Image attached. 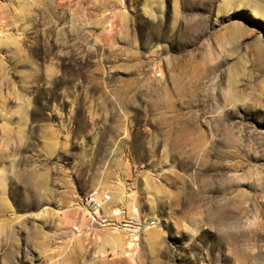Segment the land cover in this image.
<instances>
[{
  "label": "rangeland",
  "instance_id": "374dc122",
  "mask_svg": "<svg viewBox=\"0 0 264 264\" xmlns=\"http://www.w3.org/2000/svg\"><path fill=\"white\" fill-rule=\"evenodd\" d=\"M0 264H264V0H0Z\"/></svg>",
  "mask_w": 264,
  "mask_h": 264
},
{
  "label": "built area",
  "instance_id": "2783aa9c",
  "mask_svg": "<svg viewBox=\"0 0 264 264\" xmlns=\"http://www.w3.org/2000/svg\"><path fill=\"white\" fill-rule=\"evenodd\" d=\"M111 197L108 193H103L96 189L90 193V199H83V205L93 218L101 215L106 205L110 202Z\"/></svg>",
  "mask_w": 264,
  "mask_h": 264
},
{
  "label": "bare ground",
  "instance_id": "6f19581e",
  "mask_svg": "<svg viewBox=\"0 0 264 264\" xmlns=\"http://www.w3.org/2000/svg\"><path fill=\"white\" fill-rule=\"evenodd\" d=\"M113 239V238H112Z\"/></svg>",
  "mask_w": 264,
  "mask_h": 264
}]
</instances>
